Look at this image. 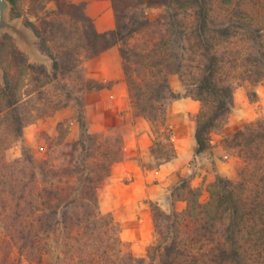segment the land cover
<instances>
[{"label": "trees", "instance_id": "16d2710c", "mask_svg": "<svg viewBox=\"0 0 264 264\" xmlns=\"http://www.w3.org/2000/svg\"><path fill=\"white\" fill-rule=\"evenodd\" d=\"M50 1L56 5L51 16L28 26L53 62L51 73L15 46L0 49L7 60L0 83V225L18 253L31 264H264V120L222 139L240 160L237 177H217L206 201L182 178L170 191V212L150 202L157 237L142 258L99 203L98 191L124 159L123 140L91 133L80 98L110 86L87 78L83 60L117 46L132 107L153 132L156 164L148 168L177 158L166 124L175 100L200 103L194 138L198 153L210 150L211 135L224 129L235 107L237 85L264 82V0H172L153 21L144 12L127 16L125 1L112 0L116 28L104 33L86 15L87 0ZM150 29L145 47L129 44ZM170 74L178 75L183 92L172 90ZM59 80L66 83L46 91ZM71 102L78 105L79 138L69 143L60 167L38 165L24 129ZM16 144L21 156L8 159ZM178 201L185 209L175 208Z\"/></svg>", "mask_w": 264, "mask_h": 264}, {"label": "rangeland", "instance_id": "374dc122", "mask_svg": "<svg viewBox=\"0 0 264 264\" xmlns=\"http://www.w3.org/2000/svg\"><path fill=\"white\" fill-rule=\"evenodd\" d=\"M110 1L112 5V0ZM124 1L125 6H128H123L127 16L134 15L142 18L144 12V16L151 21L165 13L172 4V0ZM55 9V3L50 0H39L37 4L31 0H17V6L14 9L10 5L5 13L7 25L0 27V49L3 48L6 52L15 46L29 62L42 65L51 73L53 62L40 49L39 40L28 23L39 24L40 19L50 17ZM82 25L88 32L89 24L83 22ZM152 35V29L138 33L129 40V44L145 47L152 39ZM87 60L89 59L83 60L82 71L87 78H90L85 67ZM6 61V58L3 60L0 57V83L4 75L3 64ZM169 80L175 93L183 92L184 87L178 75L170 74ZM64 82L63 80L53 82L45 89L47 92H53L54 85L60 87ZM107 83L110 86L105 89H112L114 83ZM102 90L85 92L80 96L87 127L91 133L121 137L124 159L113 165L110 177L98 191L100 208L104 214L112 215L119 224L120 237L130 245L133 253L137 257L147 258V250L157 237L150 202H156L164 211L170 212L172 210L170 191L180 179L188 178L193 187L202 191V200L206 201L209 187L217 177L226 179L237 177L240 160L232 151L223 148L222 139L249 123L264 120V82L258 84L240 82L237 85L234 95L235 107L229 115L227 125L219 133L211 135L212 148L202 153L197 152L194 138L195 120L201 108L200 103L187 98L197 102L198 106L192 104L174 106L178 100L172 101L167 108L166 124L172 132L177 158L168 162L171 164L167 169L159 174L151 175L149 172H156L163 165L156 170L148 168L156 164V160L151 155L154 136L149 122L146 121L149 127L147 129L146 124L136 115L130 96L125 99L114 98L110 93L102 92ZM77 117L78 105L71 102L66 108L54 111L51 115L37 120L24 129L25 142L31 148L38 165L47 161L49 166L58 168L65 162L64 154L69 151V143L79 138L80 128ZM144 131L149 135L150 145L147 149L141 150L138 140ZM21 153L22 146L13 145L7 151V158H18ZM232 171L234 175L230 176ZM151 195L156 198H152ZM185 207L186 203L183 201H178L175 206L178 211ZM0 264H31L18 253L1 225Z\"/></svg>", "mask_w": 264, "mask_h": 264}, {"label": "crops", "instance_id": "0c3cea01", "mask_svg": "<svg viewBox=\"0 0 264 264\" xmlns=\"http://www.w3.org/2000/svg\"><path fill=\"white\" fill-rule=\"evenodd\" d=\"M85 12L86 15L92 19L97 32L104 33L116 28V18L110 0H87ZM85 67L88 70L87 72L90 78L96 79L103 83H114L112 89H103L102 92L106 91L110 93L111 97L114 98H128L129 95L125 82L124 71L122 68V59L120 56L119 48L117 46L109 48L108 50L102 52L100 55L87 60L85 63ZM177 102L178 103H176L174 106H176L177 104H192L193 106H198L197 102H193L192 100H189L187 98L178 100ZM139 118L146 124V127L148 129L149 127L146 120L141 117ZM149 145V135L146 131H144L138 140V146L141 150H145L149 147ZM170 164L171 163L165 164L160 170L156 172H149V174H159L163 170L167 169ZM218 171H221L220 167ZM233 175L234 172L232 171L230 176ZM151 197L156 198V196L154 195H151ZM180 206L183 205L180 204Z\"/></svg>", "mask_w": 264, "mask_h": 264}, {"label": "water", "instance_id": "95a60500", "mask_svg": "<svg viewBox=\"0 0 264 264\" xmlns=\"http://www.w3.org/2000/svg\"><path fill=\"white\" fill-rule=\"evenodd\" d=\"M10 3L8 0H0V27L6 26L5 13L9 9Z\"/></svg>", "mask_w": 264, "mask_h": 264}]
</instances>
